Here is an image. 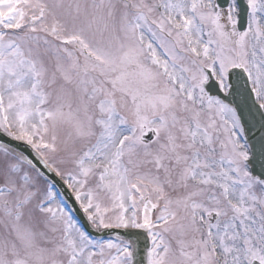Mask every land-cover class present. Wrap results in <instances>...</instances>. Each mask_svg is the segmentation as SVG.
<instances>
[{"label": "snow or ice", "instance_id": "6c2138e0", "mask_svg": "<svg viewBox=\"0 0 264 264\" xmlns=\"http://www.w3.org/2000/svg\"><path fill=\"white\" fill-rule=\"evenodd\" d=\"M0 264H264V0H0Z\"/></svg>", "mask_w": 264, "mask_h": 264}]
</instances>
